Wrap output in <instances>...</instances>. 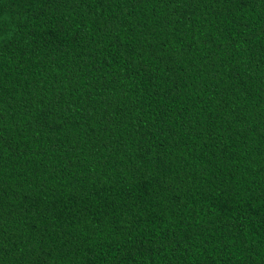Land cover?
<instances>
[{
	"label": "trees",
	"instance_id": "16d2710c",
	"mask_svg": "<svg viewBox=\"0 0 264 264\" xmlns=\"http://www.w3.org/2000/svg\"><path fill=\"white\" fill-rule=\"evenodd\" d=\"M0 264H264V0H0Z\"/></svg>",
	"mask_w": 264,
	"mask_h": 264
}]
</instances>
